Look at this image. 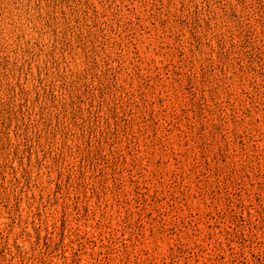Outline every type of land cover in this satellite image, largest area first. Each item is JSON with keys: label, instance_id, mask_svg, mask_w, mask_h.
<instances>
[{"label": "rangeland", "instance_id": "1", "mask_svg": "<svg viewBox=\"0 0 264 264\" xmlns=\"http://www.w3.org/2000/svg\"><path fill=\"white\" fill-rule=\"evenodd\" d=\"M0 264H264V0H0Z\"/></svg>", "mask_w": 264, "mask_h": 264}]
</instances>
